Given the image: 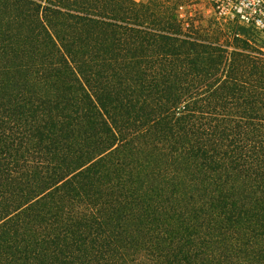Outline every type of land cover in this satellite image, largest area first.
I'll use <instances>...</instances> for the list:
<instances>
[{"label": "trees", "instance_id": "16d2710c", "mask_svg": "<svg viewBox=\"0 0 264 264\" xmlns=\"http://www.w3.org/2000/svg\"><path fill=\"white\" fill-rule=\"evenodd\" d=\"M181 6L0 0V264H264V43Z\"/></svg>", "mask_w": 264, "mask_h": 264}, {"label": "rangeland", "instance_id": "374dc122", "mask_svg": "<svg viewBox=\"0 0 264 264\" xmlns=\"http://www.w3.org/2000/svg\"><path fill=\"white\" fill-rule=\"evenodd\" d=\"M138 1H149V0H138ZM172 1V0H171ZM183 6L179 7L178 14L180 18L183 20L185 26H197L199 28L200 33L203 35L207 34L208 32L212 33L215 32L218 27L216 20L221 18L225 19L224 16H232L231 14L235 10V4L237 0H182ZM238 20V18H235ZM190 24V25H189ZM231 24V23H230ZM232 26V25H231ZM258 29V28H257ZM260 35L259 44L263 45L264 43V29H258ZM251 32H253L251 30ZM212 36H215L212 34ZM228 38V37H227ZM226 35H221V42H227ZM231 42H235L234 40H230Z\"/></svg>", "mask_w": 264, "mask_h": 264}, {"label": "built area", "instance_id": "2783aa9c", "mask_svg": "<svg viewBox=\"0 0 264 264\" xmlns=\"http://www.w3.org/2000/svg\"><path fill=\"white\" fill-rule=\"evenodd\" d=\"M232 16L225 19L238 18L244 24H252L258 29H264V0H237Z\"/></svg>", "mask_w": 264, "mask_h": 264}]
</instances>
